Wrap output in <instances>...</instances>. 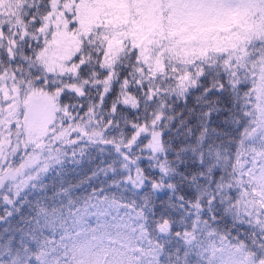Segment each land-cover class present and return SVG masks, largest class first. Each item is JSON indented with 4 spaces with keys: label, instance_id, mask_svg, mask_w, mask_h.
Masks as SVG:
<instances>
[{
    "label": "snow or ice",
    "instance_id": "6c2138e0",
    "mask_svg": "<svg viewBox=\"0 0 264 264\" xmlns=\"http://www.w3.org/2000/svg\"><path fill=\"white\" fill-rule=\"evenodd\" d=\"M0 264H264V0H0Z\"/></svg>",
    "mask_w": 264,
    "mask_h": 264
}]
</instances>
